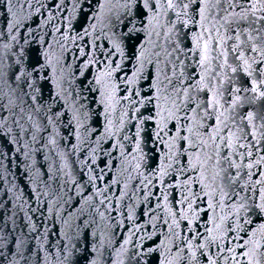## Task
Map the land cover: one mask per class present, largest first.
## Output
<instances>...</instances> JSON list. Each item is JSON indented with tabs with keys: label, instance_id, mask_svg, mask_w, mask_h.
Wrapping results in <instances>:
<instances>
[{
	"label": "water",
	"instance_id": "95a60500",
	"mask_svg": "<svg viewBox=\"0 0 264 264\" xmlns=\"http://www.w3.org/2000/svg\"><path fill=\"white\" fill-rule=\"evenodd\" d=\"M122 2L11 0L10 13L9 0H0V264H206L202 251L225 264L226 249L217 256L215 245L197 247L213 213L192 174L181 171L185 161L165 145L176 129L170 123L161 131L148 118L155 101L146 102L166 60L186 83L199 71L186 52V30L179 39L185 52L173 51L176 41L160 28L149 36L137 21L130 31ZM232 43L229 63L238 55ZM224 71L221 91L230 103L232 88L250 78ZM253 95L241 91L236 124L264 104ZM260 155L264 149H253V160ZM260 171L264 163L252 169V181ZM190 191L198 198L189 197L188 211L181 201ZM237 191L259 202V185ZM247 219L253 227L264 221ZM234 235L226 237L231 247L241 243Z\"/></svg>",
	"mask_w": 264,
	"mask_h": 264
},
{
	"label": "snow or ice",
	"instance_id": "6c2138e0",
	"mask_svg": "<svg viewBox=\"0 0 264 264\" xmlns=\"http://www.w3.org/2000/svg\"><path fill=\"white\" fill-rule=\"evenodd\" d=\"M7 7L11 13V0ZM119 7L130 17V31L138 30L137 21L149 36L160 28L169 43L176 41L173 51L178 53L185 52L179 39L180 29L186 30L184 36L189 40L186 52L191 53L199 69L186 83L185 79L176 78V62L166 60L165 69L158 68L152 86L154 94L146 102L151 105L155 101V117L150 114L148 118H155L161 131L170 123L176 129V135L165 145L170 152L177 150L185 161L186 166L181 171L192 174L189 179L199 185L200 193L207 198L205 211L213 213L208 217L210 226L205 228L204 243L197 247L202 250L215 245L217 256L226 249L229 255L223 256L225 264L229 261L231 264H264V221L253 227L252 221L247 219L253 214L264 217V171L252 181L255 175L252 169L264 163V155L252 159L253 149H264V104L249 109L246 116L241 114L240 124L235 122V111L244 103L241 91L253 93V103L264 98V88L260 87L264 85V0H123ZM162 18H165L163 23ZM12 26L9 20V30ZM229 40L233 41L231 53H238L233 56L234 63L227 59ZM248 52L254 55H246ZM155 55L159 65V53ZM179 62L184 65L183 60ZM169 63L173 69L171 76L167 72ZM226 68L232 73L242 71L250 78L242 88H232L230 103L223 99L221 91L224 81L229 79ZM180 75L184 76L183 71ZM230 124L235 125V130ZM257 185L260 186L259 202H249L248 197L237 191V188L241 191L249 187L255 189ZM189 197L198 198V194L190 191L181 201H187L188 211H191ZM226 198L232 201L231 205L226 203ZM218 207L227 212L217 214ZM180 218L188 219V212L181 213ZM245 224L248 227L245 228ZM229 233L235 234L234 239L241 243L235 247L229 246L230 241L225 243ZM188 248L192 249L190 242ZM192 255L195 258L194 252ZM201 255L206 258V264H218L206 252L202 251Z\"/></svg>",
	"mask_w": 264,
	"mask_h": 264
}]
</instances>
